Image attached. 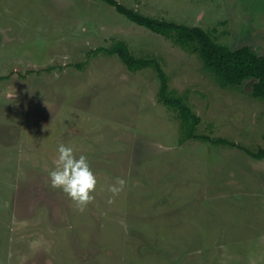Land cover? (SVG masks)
<instances>
[{
    "label": "rangeland",
    "instance_id": "obj_1",
    "mask_svg": "<svg viewBox=\"0 0 264 264\" xmlns=\"http://www.w3.org/2000/svg\"><path fill=\"white\" fill-rule=\"evenodd\" d=\"M264 55V0H118ZM200 117L187 139L152 68ZM102 0H0V264H264V98Z\"/></svg>",
    "mask_w": 264,
    "mask_h": 264
},
{
    "label": "trees",
    "instance_id": "obj_2",
    "mask_svg": "<svg viewBox=\"0 0 264 264\" xmlns=\"http://www.w3.org/2000/svg\"><path fill=\"white\" fill-rule=\"evenodd\" d=\"M102 1L113 6L135 24L154 33L173 38L182 47L192 48L198 52L205 69L213 74L223 87L239 85L245 80H254L253 96L264 98V55L257 54L250 46L244 45L234 49L218 43L208 31L201 27L150 17L125 6L118 0ZM99 52L117 54L133 71L152 67L160 79L159 100L177 111L182 126L187 128V139H205L214 144L235 145L234 142L224 138H210L208 135L194 133L201 119L184 98L172 94L169 89V78L160 62L134 56L123 41H118L110 48H99L97 53ZM248 152L256 158L264 157V150L259 152L248 150Z\"/></svg>",
    "mask_w": 264,
    "mask_h": 264
}]
</instances>
